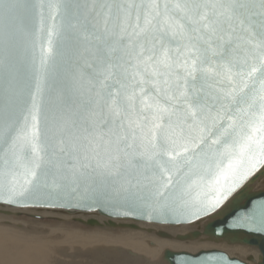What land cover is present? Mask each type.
Wrapping results in <instances>:
<instances>
[{
  "label": "snow or ice",
  "instance_id": "obj_1",
  "mask_svg": "<svg viewBox=\"0 0 264 264\" xmlns=\"http://www.w3.org/2000/svg\"><path fill=\"white\" fill-rule=\"evenodd\" d=\"M0 19L34 38L3 86L5 202L203 184L200 215L264 168V0H0Z\"/></svg>",
  "mask_w": 264,
  "mask_h": 264
},
{
  "label": "water",
  "instance_id": "obj_2",
  "mask_svg": "<svg viewBox=\"0 0 264 264\" xmlns=\"http://www.w3.org/2000/svg\"><path fill=\"white\" fill-rule=\"evenodd\" d=\"M33 39L31 34L11 29L6 19H0V108L4 84L21 61L31 59ZM212 191L201 184L193 187L185 199L161 201L126 196L113 186L100 185L59 199L19 197L7 203L0 196V216L66 222L108 233L141 232L181 244H223L258 253L255 258L231 256L217 249L197 253L165 249L163 264H264V168H258L239 184L211 213L196 215L200 201L210 200ZM177 229L187 232L178 233Z\"/></svg>",
  "mask_w": 264,
  "mask_h": 264
},
{
  "label": "rangeland",
  "instance_id": "obj_3",
  "mask_svg": "<svg viewBox=\"0 0 264 264\" xmlns=\"http://www.w3.org/2000/svg\"><path fill=\"white\" fill-rule=\"evenodd\" d=\"M2 220L3 219L0 218L1 229L6 228L5 230L15 232H17L19 229L17 233L26 236H35L34 240L32 239V241H29L30 243H39L40 241H44L45 243L52 245L53 248L49 249V257L46 259V262H49V264H163V262L161 261V256L163 255L162 250L165 247H174V249H180V246L170 244L168 242H161L165 243V245L161 248H154L155 245L152 246L151 244H148L147 241L149 240V238H146V236L142 234H140L139 236L135 233H132L133 235L131 233L126 234V232L108 233L99 230L86 229L72 223L43 222L29 219L26 217L13 218L11 224L12 227L8 228L9 226H4V228H2ZM167 228L170 229V227ZM66 233L73 234V238L68 240L69 243L67 245H64L61 244V241L66 239ZM87 236L89 237V240H86ZM143 236H145V239ZM82 237H84L86 241L82 240ZM126 237L131 240H134L136 238L138 240L135 239V241L143 243L144 246L146 245V252L151 251L152 254L155 256V259H133L130 254H127L124 249H122L124 245H122L120 241L123 239H127ZM119 250H121L122 252H119ZM118 252L121 254H119ZM228 252L231 255L237 252L242 253L244 255L246 254L245 251L241 252L236 250H229ZM257 257L258 256H255V258Z\"/></svg>",
  "mask_w": 264,
  "mask_h": 264
},
{
  "label": "bare ground",
  "instance_id": "obj_4",
  "mask_svg": "<svg viewBox=\"0 0 264 264\" xmlns=\"http://www.w3.org/2000/svg\"><path fill=\"white\" fill-rule=\"evenodd\" d=\"M0 218L3 219L1 221V223L3 225L2 228H4V226H9L8 228L12 227L11 224H12L13 218H7V217H3V216H0ZM5 229H1L0 228V264H49V262L48 263L46 262V259L49 257L48 256L49 255V249L53 248L52 245L47 244L44 241H40L39 243H36V242L30 243L29 241L30 240L32 241V239L34 240L35 236H28V235L26 236V235H22L20 233H17L19 231V229H18L17 232L8 231V230H5ZM14 229H12V230H14ZM169 230L172 231V230H176V229H171L170 228ZM180 231L181 232H187V230H185V229H183V230L177 229L176 232L179 233ZM129 233H131V234L135 233L136 235L138 234L139 236H140V234L145 235L146 238L147 237L149 238V240L147 241L148 244H150V242L155 243V247L154 248H156V247H158V248L160 247L161 248L162 246L165 245V243H161V242H168L170 244H174V245L180 246V249L179 248L178 249H174V247L173 248L172 247H165L163 250L161 249L162 252L165 249H171V250H174V251H188V252H192V253H197V252H199L201 250H211V249H217L218 250V249H220L222 251L227 252L229 255H231L228 252L229 250H236V251H241V252L245 251L246 252L245 255L242 254V253L237 252L235 254H232L231 256H236L237 254L241 255V256H244V257L249 256V255L258 256L257 252L251 251L249 249L241 248V247L229 248V247H227L226 245H223V244L215 245V244H208V243L207 244L206 243H202V244L193 243V244L187 245V244L176 243L175 241H171V240H159L157 238L150 237V236H148L146 234H143L141 232H126V234H129ZM145 236H143L144 239H145ZM72 238H73V234H71V233L67 234L66 235V239L62 240L61 244L67 245L69 243L68 240H70ZM135 239L134 240H131V239H128V238L127 239H123V240L120 239L121 240L120 242L122 243V245H124V247L122 249H124V251L126 253H130L132 255L131 257H133V259H136V258H137V260L140 259V258H146V260L147 259H150V260L151 259H155L154 258L155 256L152 254L151 251H149L151 253L146 252L147 251L145 249L146 245L144 246L143 243H141L139 241H135ZM82 240H84V241L89 240V237L87 236L86 240L84 239V237H82ZM136 240H138V239H136ZM159 243H161V244H159ZM103 246H104V244H103ZM58 247H60V246H58ZM192 250H194V251H192ZM120 251L121 250H119V252ZM119 254H121V253H119ZM150 260H148V261H150Z\"/></svg>",
  "mask_w": 264,
  "mask_h": 264
}]
</instances>
